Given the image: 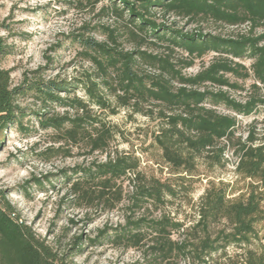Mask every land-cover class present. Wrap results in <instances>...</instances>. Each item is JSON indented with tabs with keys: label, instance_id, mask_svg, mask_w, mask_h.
Returning <instances> with one entry per match:
<instances>
[{
	"label": "trees",
	"instance_id": "obj_1",
	"mask_svg": "<svg viewBox=\"0 0 264 264\" xmlns=\"http://www.w3.org/2000/svg\"><path fill=\"white\" fill-rule=\"evenodd\" d=\"M97 5L101 0H88ZM115 15L128 17L129 37L138 49H119L117 37L109 36L112 45L93 39H80L78 44L84 56L96 66L100 78H114L117 102L122 107L136 106L143 102H154L160 111L158 131L154 134V145L161 151L164 163L176 174L192 177L198 160L205 158L211 167L223 162L227 141L235 146L234 130L236 119L218 113L216 107L223 105L237 115L248 116L264 101L249 100L239 103L230 98L223 88H237L228 78H253L255 88H264V0H114ZM153 11L173 14L176 17L194 22L198 19H211L216 23L237 27L248 25L249 32L236 38L204 35L201 32L185 33L165 26L151 19ZM1 28V27H0ZM166 46L170 53L179 50L187 56L182 68L170 56L154 55L145 50L148 43ZM215 53L217 57L209 66L195 76L187 77L183 69L193 67L196 60ZM10 53L5 40L0 37V148L8 130L23 128L25 112L19 105V98L29 94L43 105H56L73 110L64 115L43 112L37 115V124L45 132H52L57 143L71 144L88 150L89 155H107L104 163L90 169L76 172L81 174L72 185V193L79 206L86 208L104 205L114 210L121 202L117 182L128 179L133 188L136 208L146 204L164 205L167 198H175L176 187L154 177H146L139 172V159L110 153L114 139V129L99 116L93 114L90 102L106 109L110 105L100 95V84L91 79L83 83L84 99L62 97L70 90L56 81H30L12 87L11 71L2 68V60ZM251 60L250 68L239 61ZM147 66L155 73L142 74L140 68ZM109 86V82H103ZM208 85L220 90L210 91ZM252 138L237 145L239 158L236 173L249 181L247 192L230 198L229 186L211 182L198 206V221L194 230L201 228L202 237L189 245L187 241L175 242L173 232H179L182 225L163 217L147 223L140 219L127 235L115 233L118 241L129 240L137 246L143 237V229L148 226L157 236V251L163 258L173 259L189 256L198 264H209L213 255L234 246L243 250L257 235L256 227L264 223V146L255 145ZM225 223L226 228L213 238L211 228ZM104 237L105 232H101ZM67 253H60L47 240L41 238L34 229L21 219L20 214L0 191V264H73L69 260L74 252L82 251V238H76ZM245 264H264V254L243 250Z\"/></svg>",
	"mask_w": 264,
	"mask_h": 264
},
{
	"label": "rangeland",
	"instance_id": "obj_2",
	"mask_svg": "<svg viewBox=\"0 0 264 264\" xmlns=\"http://www.w3.org/2000/svg\"><path fill=\"white\" fill-rule=\"evenodd\" d=\"M114 0H101L97 5L88 0H0V37L5 40L6 50L10 53L2 62V68L11 71L12 87L21 85L27 77L30 81H56L67 87L70 92L62 93L69 99H84L83 83L89 79L100 84V95L110 105L102 109L89 101L93 114L99 116L115 136L111 143L112 156L126 155L139 159V172L146 177H154L176 187L175 198H167L164 205L146 204L139 209L133 199L134 185L126 180L117 182L121 202L114 210L104 205L86 208L79 206L72 193V185L81 174L76 172L90 169L93 165L104 163L107 155L77 148L71 144L57 143L52 132L42 131L37 124V115L43 112L64 115L73 110L56 105H43L29 94L19 98V105L25 112L21 130H8L0 148V191L20 214L21 219L29 224L43 239L51 243L60 253H67L76 238H82L80 254L74 252L69 258L73 264H198L189 256L173 259L163 258L157 251V236L145 226L143 237L137 246L129 240L118 241L116 232L127 235L135 223L144 219L147 223L166 217L182 225L179 232H173L175 242L187 241L189 245L202 237L201 228L193 229L198 217V206L211 182L229 186L230 198H236L247 192L249 181L236 173L239 161L237 145L246 143L251 138L255 145L264 146V105H259L248 116L237 115L225 106L215 109L222 115L236 119L232 145L227 141L223 162L211 167L204 156L198 160L196 172L192 177L176 174L161 158V151L154 145V134L158 131L162 108L154 102H143L136 106L122 107L117 102V90L114 78H100L101 73L84 56V50L78 44L80 39H93L107 42L113 32L117 37L119 49L133 51L138 49L129 37L128 17L118 18L114 12ZM151 19L165 26L185 33L201 32L204 35L220 36L226 39L236 38L249 32V26L232 27L216 23L211 19H198L191 22L153 11ZM264 29L254 32L259 35ZM149 53L170 56L181 68L187 58L179 50L170 53L166 46L148 43ZM217 54L211 53L196 60L193 67L183 69L187 77L195 76L209 66ZM247 68L251 60L239 61ZM142 74L155 73L147 66L140 68ZM230 83L237 88H223L230 98L239 103L249 100L264 101V88L253 78L247 80L228 76ZM109 82L104 86L103 82ZM210 91L218 88L208 85ZM226 228L225 223L213 226V238ZM257 235L243 250L264 254V223L256 227ZM101 232H105L104 237ZM241 249L234 246L226 248L212 256L209 264H245Z\"/></svg>",
	"mask_w": 264,
	"mask_h": 264
}]
</instances>
